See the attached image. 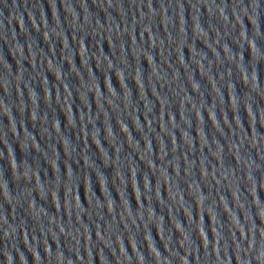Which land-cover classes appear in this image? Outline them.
<instances>
[{
  "label": "water",
  "instance_id": "water-1",
  "mask_svg": "<svg viewBox=\"0 0 264 264\" xmlns=\"http://www.w3.org/2000/svg\"><path fill=\"white\" fill-rule=\"evenodd\" d=\"M0 264H264V0H0Z\"/></svg>",
  "mask_w": 264,
  "mask_h": 264
}]
</instances>
